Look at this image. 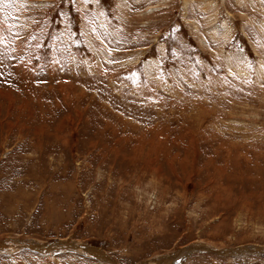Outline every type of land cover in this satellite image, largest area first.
I'll list each match as a JSON object with an SVG mask.
<instances>
[{
  "label": "rangeland",
  "instance_id": "obj_1",
  "mask_svg": "<svg viewBox=\"0 0 264 264\" xmlns=\"http://www.w3.org/2000/svg\"><path fill=\"white\" fill-rule=\"evenodd\" d=\"M12 239L97 250L0 264H264V0H0Z\"/></svg>",
  "mask_w": 264,
  "mask_h": 264
},
{
  "label": "bare ground",
  "instance_id": "obj_2",
  "mask_svg": "<svg viewBox=\"0 0 264 264\" xmlns=\"http://www.w3.org/2000/svg\"><path fill=\"white\" fill-rule=\"evenodd\" d=\"M18 242V243H23V244H28V245H32V246H39V245H41V243H43V242H38L39 240H37V241H35V244H34V241L32 240H25V241H20V240H7V241H5V243L3 242V243H1L0 244V250H3L4 249V247H5V249L3 250L4 252H12V251H15L16 249L18 250V249H20V245H18L17 243H13V242ZM73 243H75V244H77V245H73L72 247H73V249L74 250H77L78 252L80 251V252H83V253H85V254H89L88 252H90L91 254H94L95 255V253L93 252V250H90V249H86V248H82L81 246V243H79V242H76V241H72ZM65 243H69L68 241H65V240H63V241H59V242H53V243H49V245L46 247V249H44V251H42V250H39L40 252H42V254L44 253V254H52V253H54V252H57V251H60V250H62V249H67V244H65ZM34 244V245H33ZM76 246H78V247H80V248H76ZM203 246H206V248L205 249H209L210 247L209 246H207V245H202V247ZM40 247V246H39ZM86 247V246H85ZM198 247V246H197ZM199 248V247H198ZM68 249H70L71 250V246L70 247H68ZM196 249V248H195ZM191 250V249H190ZM238 250H236V252L235 253H239V252H237ZM180 252H185V251H180ZM188 252H190V251H188ZM225 253V252H224ZM180 255L177 253V254H175L172 258H173V260L175 259V258H177V257H179ZM160 262V261H159ZM153 263H155L156 264V260H152V261H150V262H147V264H153ZM165 264H167V262L165 263Z\"/></svg>",
  "mask_w": 264,
  "mask_h": 264
},
{
  "label": "water",
  "instance_id": "obj_3",
  "mask_svg": "<svg viewBox=\"0 0 264 264\" xmlns=\"http://www.w3.org/2000/svg\"><path fill=\"white\" fill-rule=\"evenodd\" d=\"M13 240V239H12ZM14 240H16V239H14ZM17 241V240H16ZM5 243V241H2V242H0V244L1 243ZM69 242V241H68ZM13 243H17L18 245H20V248H22V247H27V248H29L30 250H42V251H44V249H46V247L49 245V243H41V245H39L38 247L37 246H32V245H28V244H23V243H18V242H13ZM34 244H35V242H34ZM33 244V245H34ZM65 244H67V246L68 247H70L71 246V249H73V245L75 246V245H77V244H75V243H73V242H69V243H65ZM86 246V247H85ZM68 247H67V249H68ZM82 248H88V246L86 245V244H83L82 246H81ZM76 248H80V247H77L76 246ZM195 248H197L196 246H194L193 247V249H195ZM88 249H90V248H88ZM191 249V248H190ZM62 250H64V249H62ZM91 250H97V249H95L94 247L91 249ZM77 251V250H76ZM222 255H224V252H220ZM91 255H93V256H96V254L94 255V254H91ZM144 264H146V263H144Z\"/></svg>",
  "mask_w": 264,
  "mask_h": 264
}]
</instances>
